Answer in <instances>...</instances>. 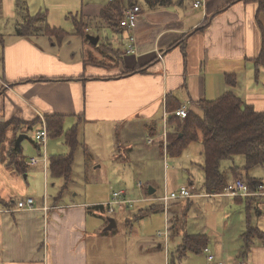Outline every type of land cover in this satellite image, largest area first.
I'll list each match as a JSON object with an SVG mask.
<instances>
[{
    "label": "crops",
    "instance_id": "1",
    "mask_svg": "<svg viewBox=\"0 0 264 264\" xmlns=\"http://www.w3.org/2000/svg\"><path fill=\"white\" fill-rule=\"evenodd\" d=\"M109 1L83 0L79 17L89 19L86 37L81 36L86 40L82 51L89 55L84 57V53L79 60L58 56L55 47L62 43L56 40L49 45L42 38V46L34 36L30 39L17 33L11 35L12 42L4 40L0 264H264V197L226 194L236 178L252 185L264 181V164L247 170L244 155L224 158L220 170L227 180L225 189L207 191L200 132L199 139L171 155L179 157L198 144L200 156L195 162L200 167V185L193 169L185 167L188 175H184L183 166L173 158L178 185H173L169 174L163 187L154 179L170 169L164 124L168 135L181 134L178 122L185 119L172 112L183 103L189 102V111L201 115L203 101L232 91L264 113V65L258 62L264 4L206 0L205 7H195V0H172L167 6L152 8L145 0H121L122 8L138 3L143 10L135 27L138 52L130 54L126 51L129 31L100 18ZM88 35L99 36L98 42H91ZM230 75L235 82L229 81ZM165 113L168 117L171 113L168 122ZM48 119L52 127L61 126L62 134H52ZM74 127L78 142L67 181L64 175L51 173L50 163L54 156L70 154L66 133ZM44 128L46 147L37 139ZM31 130H35L33 136ZM17 147L26 158L25 172L11 162L12 149ZM44 148L46 166L43 161L32 164L31 159L39 157ZM82 159L85 166L76 174V163ZM106 160L111 168L105 167ZM136 162V169L128 173V166ZM97 173L105 178L98 179ZM110 173L119 181L124 197L132 200L116 205L113 212L109 202L117 187L110 184ZM146 174L152 179L147 180ZM136 179L139 196L135 195ZM81 181L90 184V192L86 185L75 187ZM184 186L196 195L172 200L168 206L159 199L166 188L178 191ZM29 197L34 206L19 209V201ZM119 210H125L122 217ZM155 213L163 215L156 217L155 230L146 232L150 227L147 218ZM111 217L116 226L109 230ZM166 229L168 241L159 235ZM188 236L201 237L200 248L194 250L195 242L187 246ZM210 254L213 261L208 260Z\"/></svg>",
    "mask_w": 264,
    "mask_h": 264
},
{
    "label": "trees",
    "instance_id": "2",
    "mask_svg": "<svg viewBox=\"0 0 264 264\" xmlns=\"http://www.w3.org/2000/svg\"><path fill=\"white\" fill-rule=\"evenodd\" d=\"M264 4V0H257ZM146 4L152 8L167 6L172 0H145ZM121 0H110L109 5L105 6L100 13V18L105 22L117 25L118 20L124 8ZM30 16L26 18L17 28L16 33L21 37L31 38V34L46 35L52 42L58 43L71 34H77L86 37L88 22L78 16L75 17V31L67 32L62 28L52 27L46 22L41 21V15ZM120 15V16H119ZM83 16V15H82ZM84 18V16H83ZM39 21V26H34ZM262 32V49L258 62L264 65V29ZM41 31V33H39ZM0 34V64H3L4 38ZM63 37V38H62ZM56 38V39H55ZM62 38V39H61ZM230 82H235L234 75H230ZM202 108L204 115L201 116L194 111H189L184 122H178L179 132L168 135V152L170 155L180 154L186 146L199 139L200 132L205 146V171L206 183L205 189L212 192H220L225 189L227 180L220 170V162L224 158L240 154L246 158L245 168L249 170L255 165L264 164V113L255 111L251 105L246 104L234 92L225 93L220 98L213 101H203ZM61 119V118H60ZM49 121L52 134H62L61 126L53 125ZM6 125H0V145L4 140V130ZM52 128V129H51ZM77 127L72 128L66 133L67 141L72 151L67 156H54L51 158L50 171L54 175H64L67 181L72 176L75 153L77 147ZM20 148H14L11 152V162L16 164L20 172L27 169L26 158ZM103 207V206H101ZM201 237L198 240L192 237H186V245L191 246L195 242L194 250L200 248Z\"/></svg>",
    "mask_w": 264,
    "mask_h": 264
},
{
    "label": "rangeland",
    "instance_id": "3",
    "mask_svg": "<svg viewBox=\"0 0 264 264\" xmlns=\"http://www.w3.org/2000/svg\"><path fill=\"white\" fill-rule=\"evenodd\" d=\"M1 4H2V12L0 15V34L1 33L3 35L8 34V35H6V37L4 35L3 38L6 40V42L9 43V42H12L11 35L16 34L17 28L20 26L21 23H24L26 18H28L30 16H36L37 14H40V13H42L40 15L42 22L44 21L52 27L62 28L67 32H74L75 31V17L76 16L79 17L81 14L83 0H4V2L1 1ZM39 24H40V22L36 21V24L34 26H39ZM92 32H94V33H91V34L97 35V33H95L96 31L92 30ZM39 33H41V31H39ZM99 35H101V37L102 36L104 37V33H100ZM30 36H31L30 39H33V36H34V39L36 41L39 40V42L42 44V46L45 45V41L43 39L50 42L49 45L54 43L46 35L41 36V34H38L39 37H35L34 34H31ZM84 40L85 39L82 38L80 35L71 34L68 37V39H64L61 42L62 44L59 47H55V50H57L58 56H60L62 58H66L67 57L66 55H71V56H75L76 59L79 60L81 57L83 58V54L86 53V52L82 51L83 45H84V43H83ZM57 45H59V44H57ZM87 55H89V53L84 54V57ZM201 115H204V112ZM39 128H41V125H39ZM29 134H30V136H33L35 134V130L34 131L31 130ZM87 144H89L90 146L89 145L88 146L91 148V144L89 141H87ZM192 145L193 146H191V148H188V150H185L186 152H184V154H182L179 157L171 156V155L168 156L167 161H168V163L171 164L170 169L167 170L165 175L154 177V179L156 180V182L159 186L163 187L165 180L167 179L166 177L168 174L170 176V180L173 183V185L174 184L178 185L179 177L176 174L175 169L173 168L175 161L171 160L172 158L178 159V161H179L178 165L183 166L181 170H182L184 175L187 174V170L184 169L185 167L189 168V169H193V171L196 174V176H195L196 183L200 185V181H199L200 167H199L198 163H196V162H199L198 157L200 156V153H199V148L197 146L198 144L194 143ZM109 161L108 160L104 161V165H105V167L111 168V165H109ZM181 162H185V164L182 165ZM84 166H85L84 160L83 159L79 160V162H77L76 166H75L76 174H80L82 172V169L84 168ZM128 167H129L128 173H131L130 170L134 171L136 169L137 162L135 165L131 164ZM137 172L138 171L134 172L133 177L137 176V174H136ZM91 174L93 175L94 171H92ZM97 175H98V179L99 178H105V175L103 177L101 173H97ZM113 176H114V174L110 173L109 177H107V178H109L110 184H113L114 186L117 187V189H114L113 191L121 190V188H120L121 185H119V181L116 180L115 177H113ZM144 176L147 177V180L152 179L147 174ZM141 179L144 182L147 181L143 177H141ZM142 180H140V181L143 183ZM134 182H136V189H137V191H135V195L139 196L140 193H139V189L137 187L138 179H136V181L134 180ZM190 183L191 182H185L184 184L189 185ZM83 185L88 186V192H90V190H89L90 184H87L86 182L81 181L79 184L76 183L75 187L83 186ZM133 190H134V188H133ZM201 209H203V208H201ZM124 212H125V210H119L118 213L120 214V217H122L121 214H123ZM161 215H163V213H159V214L155 213V214H152L150 217L147 218L148 219L147 221H148L150 227L146 230V232H152L155 230L156 217L161 216Z\"/></svg>",
    "mask_w": 264,
    "mask_h": 264
},
{
    "label": "built area",
    "instance_id": "4",
    "mask_svg": "<svg viewBox=\"0 0 264 264\" xmlns=\"http://www.w3.org/2000/svg\"><path fill=\"white\" fill-rule=\"evenodd\" d=\"M206 0H195L194 6L195 7H205ZM142 6L138 3H133L130 7L124 8L121 16L118 20V26H120L123 29H127L129 31V41L127 44L126 51L130 54L137 53V37L135 34V27H136V21L140 14L142 13ZM159 56L162 57L161 53L158 52ZM189 102L183 103L180 107H178L174 112H172L173 115L176 117H181L182 119H185L189 114ZM171 113H165L164 121L168 122L170 118ZM46 125L43 124V127ZM163 140H164V146L167 147V138H168V131L166 128V123L164 124V132H163ZM37 139L41 140L44 147H46V128L39 131L37 134ZM152 140H149V143H152ZM45 148L44 152L39 157H33L31 159L32 164H36L40 161H43L45 166L47 164V159L45 156ZM141 186V183L139 184ZM227 192L226 194L230 196H241V197H264V181H259L255 184H250L246 182L242 178H236L227 186ZM196 195V192L190 187V186H184L181 187L178 191H169L167 188L165 189V192L162 196L159 197L160 200L164 203L165 206H168L170 201L176 200V199H184V198H191ZM132 200L127 199L124 197V191H114L113 192V198L112 201L109 202V211L113 212L116 205H122L124 203H130ZM34 206V200L33 198L29 197L26 200L19 201L18 208L19 209H28L32 208ZM48 208V207H46ZM47 210V209H46ZM160 236H163L166 241H168V231L167 229L164 231L159 232ZM209 261L214 260L213 255L208 256ZM215 264H230L226 261H218L215 262ZM245 264V263H242Z\"/></svg>",
    "mask_w": 264,
    "mask_h": 264
},
{
    "label": "water",
    "instance_id": "5",
    "mask_svg": "<svg viewBox=\"0 0 264 264\" xmlns=\"http://www.w3.org/2000/svg\"><path fill=\"white\" fill-rule=\"evenodd\" d=\"M88 37V39L91 41V42H93V43H97L98 42V40H99V36H94V35H88L87 36ZM22 138H23V136H20L19 138H18V140H17V145L20 143V141L22 140ZM109 221H110V223H109V225L107 226V229H109V230H111L112 228H114L115 226H116V220H115V218H113V217H111L110 219H109Z\"/></svg>",
    "mask_w": 264,
    "mask_h": 264
}]
</instances>
